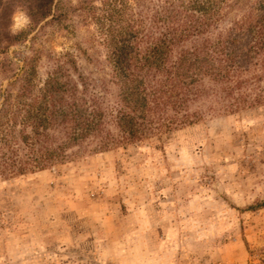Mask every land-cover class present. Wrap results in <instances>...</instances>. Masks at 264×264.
Instances as JSON below:
<instances>
[{
    "label": "trees",
    "instance_id": "1",
    "mask_svg": "<svg viewBox=\"0 0 264 264\" xmlns=\"http://www.w3.org/2000/svg\"><path fill=\"white\" fill-rule=\"evenodd\" d=\"M18 10L29 27L13 33ZM72 10L91 33L53 53L35 40L70 8L0 0V178L264 106V0H79ZM22 43L29 54L16 60L9 50Z\"/></svg>",
    "mask_w": 264,
    "mask_h": 264
},
{
    "label": "rangeland",
    "instance_id": "2",
    "mask_svg": "<svg viewBox=\"0 0 264 264\" xmlns=\"http://www.w3.org/2000/svg\"><path fill=\"white\" fill-rule=\"evenodd\" d=\"M78 2L36 47L90 35ZM0 264H264V106L0 178Z\"/></svg>",
    "mask_w": 264,
    "mask_h": 264
},
{
    "label": "clouds",
    "instance_id": "3",
    "mask_svg": "<svg viewBox=\"0 0 264 264\" xmlns=\"http://www.w3.org/2000/svg\"><path fill=\"white\" fill-rule=\"evenodd\" d=\"M12 20L13 23L11 27L13 29V33H15L18 30H22V28L26 27L27 24L29 23V18L27 17V15L20 11L14 13Z\"/></svg>",
    "mask_w": 264,
    "mask_h": 264
}]
</instances>
